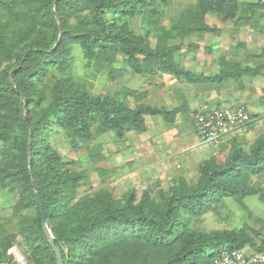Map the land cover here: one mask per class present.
<instances>
[{
  "label": "trees",
  "instance_id": "obj_1",
  "mask_svg": "<svg viewBox=\"0 0 264 264\" xmlns=\"http://www.w3.org/2000/svg\"><path fill=\"white\" fill-rule=\"evenodd\" d=\"M27 2L33 7L31 17L47 15L52 33L14 52L8 25L0 24V60L15 53L18 62L0 80V141L12 146L0 161V188L11 186L18 194L14 211L27 240L29 264H56L43 232L42 207L63 264H214L224 251L247 246L264 251L263 226L211 232L192 227L194 218L217 211L228 197L243 203L246 196L257 195L264 202V188L253 184V178L264 172V134L247 149H233L223 161L203 160L196 182L179 176L167 190L160 189L158 197L149 191L140 200L134 191L122 200L106 192L77 197L85 174L52 147L53 132L63 131L76 150L102 133L114 132L124 139L132 132H144L146 115L172 114L147 104L132 107L121 96L92 93L73 78L72 46L81 47L87 69L95 76L106 73L120 79L125 74L117 66L120 60L134 74L164 71L178 78L196 76L176 63L170 46L154 47L149 34L135 31L137 24L153 29L162 4L157 0ZM11 4L0 0L2 8ZM239 4V0H197V11L190 15L202 28L205 14L226 19L234 16ZM54 69L61 75L50 81ZM27 208H34L36 215L21 214ZM13 241V236L2 240L0 260L13 255L9 253Z\"/></svg>",
  "mask_w": 264,
  "mask_h": 264
},
{
  "label": "crops",
  "instance_id": "obj_2",
  "mask_svg": "<svg viewBox=\"0 0 264 264\" xmlns=\"http://www.w3.org/2000/svg\"><path fill=\"white\" fill-rule=\"evenodd\" d=\"M165 1L168 3L157 7L153 29L137 24L135 31L139 26L140 34H149L154 47L170 46L176 63L196 78H178L164 71L134 74L120 60L117 66L125 74L110 80L114 91L110 95L122 96L132 107L147 104L172 114L146 115V130L125 138L138 148L153 152L158 149L162 158L178 167L187 163L185 156L201 162L227 157L235 148H249L264 134V2L239 0L234 16L224 19L207 13L202 19L203 27L197 28L200 23L190 15L197 11L195 3ZM119 84L121 88L115 91ZM227 107L248 110L250 122L218 141H201L195 116L201 111ZM185 149L190 150L187 155L183 153ZM253 179L255 187L264 188V172ZM245 250L255 252L250 246Z\"/></svg>",
  "mask_w": 264,
  "mask_h": 264
},
{
  "label": "rangeland",
  "instance_id": "obj_3",
  "mask_svg": "<svg viewBox=\"0 0 264 264\" xmlns=\"http://www.w3.org/2000/svg\"><path fill=\"white\" fill-rule=\"evenodd\" d=\"M9 1H12L10 7H0V24L8 25V39L14 52L21 51L25 43L36 39L42 40L44 35L46 37L51 35V27L47 26V15L34 13L31 17L30 9L33 7L27 0ZM179 1L184 5H191L196 0ZM157 2L164 5L168 3L162 0ZM53 10L55 12L54 7ZM55 16L60 24V17L57 14ZM140 31L141 28L137 26L136 32L140 33ZM71 54L72 75L75 80L81 81L96 95L113 94L114 91L110 88V80L113 79L106 73L91 75L87 69V59L79 45L72 46ZM15 60V53L10 58L0 60V80L6 71H12L17 66L18 62ZM60 75V72L54 69L49 80L53 81V76ZM120 88V84L115 86V91ZM24 116L26 117L25 109ZM51 136L52 147L64 160L71 163L73 169L85 174V179L78 188V198L95 197L100 192H106L113 199L122 200L131 191L135 192L137 200L141 199L144 191H149L154 197H158L159 190H167L179 176L185 177L190 182H196L199 177V165L202 161L188 160L185 156L183 160H187V163L178 167L176 163H170L167 158H162L158 149L153 152L143 147L138 148L127 138L120 140L114 132L99 134L88 145L76 150L72 148L63 131H55ZM6 149L11 152V144L0 141V161ZM189 151L185 149L183 153L187 155ZM216 158L223 161L226 156H216ZM17 197V192L11 186H7L5 190L0 188V243L4 238L13 236L12 249L21 253L26 260L25 264H29L32 261L27 240L21 229L20 218L14 211ZM21 214L32 218L36 215V210L27 208ZM262 226L264 227V202L257 195L246 196L243 203L228 197L217 211L209 212L192 221V227L206 232L225 228L240 230L246 227L258 230ZM262 232L264 234V230ZM0 264L19 263L15 256L11 255L0 260Z\"/></svg>",
  "mask_w": 264,
  "mask_h": 264
},
{
  "label": "built area",
  "instance_id": "obj_4",
  "mask_svg": "<svg viewBox=\"0 0 264 264\" xmlns=\"http://www.w3.org/2000/svg\"><path fill=\"white\" fill-rule=\"evenodd\" d=\"M250 120L249 111L243 107L214 108L199 112L195 116L194 125L201 141L215 142L247 125ZM9 253L15 256L19 264L26 263L24 256L16 250L11 248ZM214 264H264V251L253 253L242 249L224 251L215 258Z\"/></svg>",
  "mask_w": 264,
  "mask_h": 264
},
{
  "label": "water",
  "instance_id": "obj_5",
  "mask_svg": "<svg viewBox=\"0 0 264 264\" xmlns=\"http://www.w3.org/2000/svg\"><path fill=\"white\" fill-rule=\"evenodd\" d=\"M42 217H43V232L51 246V248L53 249L55 256H56V264H63V258H62V253H61V248L59 245H57V243L55 242L54 239V235L52 233L51 230V225L49 220L46 217L45 211L42 207Z\"/></svg>",
  "mask_w": 264,
  "mask_h": 264
}]
</instances>
